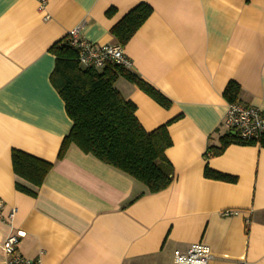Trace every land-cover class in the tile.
Here are the masks:
<instances>
[{
	"label": "crops",
	"instance_id": "0c3cea01",
	"mask_svg": "<svg viewBox=\"0 0 264 264\" xmlns=\"http://www.w3.org/2000/svg\"><path fill=\"white\" fill-rule=\"evenodd\" d=\"M142 2L153 12L124 51L172 105L124 77L115 86L147 131L174 119V179L157 193L75 145L57 159L73 122L51 81V46L76 27L114 44L112 27ZM230 81L237 102L264 110V0H0V200L4 216L17 208L0 220V239L24 232L17 250L35 264H182L174 250L194 243L210 247L207 264H264V147L231 143L206 156L225 134ZM13 148L54 163L36 197L15 187ZM206 164L236 181L206 177Z\"/></svg>",
	"mask_w": 264,
	"mask_h": 264
},
{
	"label": "trees",
	"instance_id": "16d2710c",
	"mask_svg": "<svg viewBox=\"0 0 264 264\" xmlns=\"http://www.w3.org/2000/svg\"><path fill=\"white\" fill-rule=\"evenodd\" d=\"M113 11L111 9L108 14ZM152 12V6L145 2L130 10L111 29L116 43L124 47ZM50 52L56 59L51 81L73 122L70 132L62 140L57 159H63L68 149L75 145L82 152L140 181L150 193L166 189L174 179L173 166L166 156V149L172 145L168 125L174 119L147 131L136 116V104L125 99L115 83L119 77H124L165 108H169L172 101L137 73L121 65L108 64L101 70L81 66L69 34L55 42ZM240 92V84L230 81L223 94L228 102H237ZM220 141V146H209L207 157L221 154L231 143L256 144L255 141L244 142L230 133L221 135ZM259 141L264 147V136ZM11 159L17 176L16 189L36 197L54 163L17 148L12 149ZM204 175L216 180L236 181L235 176L213 170L208 164Z\"/></svg>",
	"mask_w": 264,
	"mask_h": 264
},
{
	"label": "built area",
	"instance_id": "2783aa9c",
	"mask_svg": "<svg viewBox=\"0 0 264 264\" xmlns=\"http://www.w3.org/2000/svg\"><path fill=\"white\" fill-rule=\"evenodd\" d=\"M43 8L47 0H38ZM70 43L78 51L81 66L92 67L98 70L108 64L121 65L127 69L132 68V60L125 54L124 47L114 44H96L79 36V28L72 29L69 33ZM225 133L234 132L244 142L255 141L264 136V110L254 105L239 102H228L227 110L221 124ZM4 202L0 200V220L9 223L14 217L17 208L12 207L7 216L3 215ZM234 211L227 210L225 215H231ZM24 232L18 231L5 239H0V248L6 255L5 264H35L38 260H30L22 256L17 246ZM174 259L182 264H207L212 258V252L204 243L192 244L186 252L174 250Z\"/></svg>",
	"mask_w": 264,
	"mask_h": 264
},
{
	"label": "water",
	"instance_id": "95a60500",
	"mask_svg": "<svg viewBox=\"0 0 264 264\" xmlns=\"http://www.w3.org/2000/svg\"><path fill=\"white\" fill-rule=\"evenodd\" d=\"M231 134H234V132H231Z\"/></svg>",
	"mask_w": 264,
	"mask_h": 264
}]
</instances>
